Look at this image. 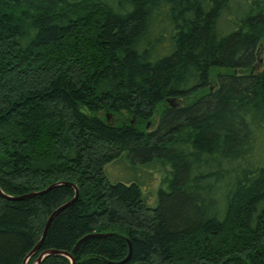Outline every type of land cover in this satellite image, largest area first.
I'll return each mask as SVG.
<instances>
[{"label":"trees","instance_id":"trees-1","mask_svg":"<svg viewBox=\"0 0 264 264\" xmlns=\"http://www.w3.org/2000/svg\"><path fill=\"white\" fill-rule=\"evenodd\" d=\"M263 43L264 0H0V264L74 185L28 264H264Z\"/></svg>","mask_w":264,"mask_h":264},{"label":"rangeland","instance_id":"rangeland-1","mask_svg":"<svg viewBox=\"0 0 264 264\" xmlns=\"http://www.w3.org/2000/svg\"><path fill=\"white\" fill-rule=\"evenodd\" d=\"M259 67L264 65V43L259 51ZM215 79H212V84L216 85ZM179 103H184L185 100H179ZM157 119V117H156ZM153 126H151L152 128ZM150 128V127H149ZM109 179L111 182H137L141 186L142 192L150 206H156L158 201V192L162 186L164 177L167 176L166 167L159 163H154L149 167L140 163L132 162L130 159H118L109 163L106 166ZM29 259L26 261L28 264ZM38 264V260L34 262Z\"/></svg>","mask_w":264,"mask_h":264},{"label":"water","instance_id":"water-1","mask_svg":"<svg viewBox=\"0 0 264 264\" xmlns=\"http://www.w3.org/2000/svg\"><path fill=\"white\" fill-rule=\"evenodd\" d=\"M60 184H71V183H69V182H57V183H54V184L50 185L49 187H47V188L44 189L43 191H39V192H36V193H34V194H42V193H45V192H47L49 189H51L52 187H54V186H56V185H60ZM71 185H72V184H71ZM74 187H75V189H76V196H75V198H74L72 201H70V202H68V203H66V204H64V205H62L61 207H59L58 209H56V210L53 212V214H52L51 217L49 218V221L47 222V225H46L45 231H44V233H43V236H42L41 242H40L39 245H37V247H35V249H34V250L28 255L27 259L23 262V264H26V261H27V260L33 255L34 252H36V251L39 249V247H40V245H41V243H42V241H43V239H44V237H45V235H46L47 229H48V227H49V225H50V223H51L53 217H54L59 211H61L64 207H66L67 205H69L70 203H72V202L76 199V197H77V195H78V188H77V186H75V185H74ZM0 192L2 193L1 188H0ZM109 235H112V234H110V233H107V234H104V233H98V234L91 233V234H87V235H85L84 237H82V238L77 242V244L75 245V247H74V249H73V252H74V253L77 252L78 249H79V247L81 246V244H82L84 241H86L87 239H89V238H93V237H104V236H109ZM131 252H132V246H131V243H130V241H129V254H128V256H127L122 262H124V261H126V260H128V259L130 258ZM48 254H60V255H65V256L70 257V259H71V261H72V264L75 263V260H74L73 256H72L70 253H67V252H65V251H60V250H49V251L43 252V253L40 255V257L38 258V264H40L41 261H42V259H43L45 256H47Z\"/></svg>","mask_w":264,"mask_h":264}]
</instances>
